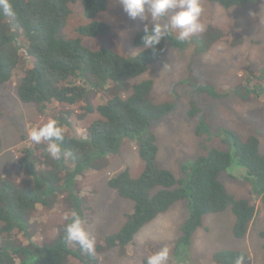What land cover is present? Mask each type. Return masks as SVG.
I'll use <instances>...</instances> for the list:
<instances>
[{
    "label": "trees",
    "instance_id": "obj_1",
    "mask_svg": "<svg viewBox=\"0 0 264 264\" xmlns=\"http://www.w3.org/2000/svg\"><path fill=\"white\" fill-rule=\"evenodd\" d=\"M204 1L225 9L264 3V0ZM75 2L10 0L15 16H5L0 10V87L11 83L20 70L16 85L20 102L33 104L41 112L50 111L54 105L85 104L80 114L65 111L54 118L63 129L62 149L70 155H62L57 160L47 152V142L25 145L19 157L17 178L0 176V264H97L96 253L130 246L141 228L179 201H187L188 216L180 228L173 254L191 245L205 215L228 208L235 217L233 236L243 239L256 216V206L229 192L221 175L235 159L246 169L252 195L264 203V154L260 152V140L253 135L243 140L234 131L223 129L218 136L230 143L232 152L209 147L206 154L183 166L185 178H177L172 171L159 167L157 137L151 126L169 115L175 106L172 102L153 103L149 99L153 89L151 80L132 87L127 81L146 73L163 56L166 43L172 49L181 50L187 41H179L172 33L155 51L144 49L142 30L133 40V46L139 50L134 56L126 57L107 48L91 50L82 44L81 38H95L110 31L108 23L97 19L106 11L108 0H81L87 23L76 29L79 37L66 39L60 33L67 26L72 13L70 5ZM207 34H202L196 55L207 52L220 39L210 34L208 40ZM191 79L189 82L197 93L218 96L213 87L201 86ZM251 82V77L245 76V84H250L244 90L246 95L255 87ZM129 89L128 95L121 96L120 92ZM255 94L256 98L260 97L259 93ZM91 96L97 97V105L89 102ZM189 106V118L202 111L193 99ZM94 114L96 118L92 117ZM196 134H206L209 142L213 140L204 118L197 125ZM125 139L134 140L138 145L143 169L140 175L132 177L129 169L123 167L106 185L133 205L124 213L125 221L119 231L100 238L95 255L90 256L76 244L65 245L62 239L73 211L82 218L84 226L92 221V206L79 195L77 178L87 170L100 169L101 161L116 155ZM38 206L50 209L61 206L68 217L57 237L46 244L32 241L26 226V218ZM145 250L152 255L155 248L147 245ZM241 255L246 262L248 254L238 250L219 251L213 259L216 264H234Z\"/></svg>",
    "mask_w": 264,
    "mask_h": 264
},
{
    "label": "rangeland",
    "instance_id": "obj_2",
    "mask_svg": "<svg viewBox=\"0 0 264 264\" xmlns=\"http://www.w3.org/2000/svg\"><path fill=\"white\" fill-rule=\"evenodd\" d=\"M201 6L200 19L205 31L194 34L181 50L172 49L166 43L163 56L146 73L127 81L132 87L143 80H151L153 89L149 99L153 103L174 104L172 112L156 121L151 131L157 137L158 166L172 171L177 178H185L183 166L206 154L209 147L232 152L230 143L223 142L222 137L218 136L223 129L234 131L243 140L256 136L260 140V152L264 154V3L225 9L201 0ZM70 8L72 13L60 36L75 39L79 37L76 29L87 20L82 14L81 0H76ZM97 19L108 23L110 31L95 38L82 37L83 45L91 50L107 48L126 57L134 56L139 51L133 46V40L144 25L139 19H129L119 0H108L106 11ZM209 28L211 30L208 32ZM205 32L208 33V40L210 34L220 39H216L207 52L196 55ZM173 34L176 37V33ZM21 72H17L11 83L0 87V176L7 179L17 178L21 150L25 145L34 144L29 139L34 127L45 125L65 111L80 114V108L85 105L84 102L73 107L54 105L50 111L41 112L33 104L20 102L16 85L19 80L17 75L21 76ZM247 75L255 85L250 95L244 93L250 86L245 84ZM190 77L191 82L213 87L218 96L197 93L189 82ZM129 93L130 89L120 92L121 96ZM255 93H259L260 97L256 98ZM191 99L202 110L194 118L188 117ZM89 102L95 106L99 100L91 96ZM92 117L97 116L94 114ZM202 118L213 137L211 142L208 135L196 134ZM137 146L134 140L125 139L116 155L101 161L100 169L87 170L77 178L79 195L93 209L91 224L86 225L85 229L95 237L96 245L100 238L119 231L125 221L124 213L133 205L108 188L106 183L123 167L129 169L132 177L140 175L143 162L138 157ZM221 181L237 198L248 199L256 206V216L243 239L233 236L235 217L228 208L224 212L205 215L202 226L193 235L191 245L173 254L181 234L180 228L188 216L187 201H179L141 228L130 246L96 253L97 264H147L150 256L145 250L147 245L155 248L154 253L167 247V264H216L213 256L224 250L246 252L249 257L245 264H264V203L252 195L246 169L235 159L221 175ZM65 216L61 206L51 209L38 206L26 218L31 240L46 244L56 238Z\"/></svg>",
    "mask_w": 264,
    "mask_h": 264
},
{
    "label": "clouds",
    "instance_id": "obj_3",
    "mask_svg": "<svg viewBox=\"0 0 264 264\" xmlns=\"http://www.w3.org/2000/svg\"><path fill=\"white\" fill-rule=\"evenodd\" d=\"M119 3L129 19H139L143 23L141 42L144 49L155 51L161 41L172 33H176L179 41L185 42L194 34L205 31V25L200 19L203 11L201 0H119ZM0 10L5 16H15L10 0H0ZM29 139L36 144L47 142V152L54 159L70 155L62 149L63 129L54 120L34 127L29 133ZM65 219H68L67 215ZM62 239L67 246L76 244L85 254L95 255V237L86 231L84 221L75 211L71 213V221L64 228ZM168 260L169 250L165 247L150 255L147 264H167ZM234 264H245L244 256L237 257Z\"/></svg>",
    "mask_w": 264,
    "mask_h": 264
}]
</instances>
